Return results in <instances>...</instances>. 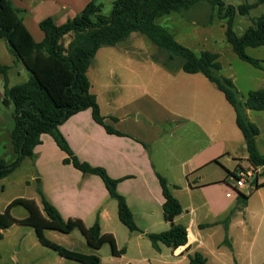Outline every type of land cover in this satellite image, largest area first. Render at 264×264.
Returning <instances> with one entry per match:
<instances>
[{
    "label": "crops",
    "instance_id": "0c3cea01",
    "mask_svg": "<svg viewBox=\"0 0 264 264\" xmlns=\"http://www.w3.org/2000/svg\"><path fill=\"white\" fill-rule=\"evenodd\" d=\"M10 1L20 11L17 15L22 20L21 37L30 35L34 42L40 43L45 36L40 29L42 21L52 18L57 25H63L94 0ZM13 59V63L7 65L11 67L8 71L9 84L10 74L20 77L24 73L20 66L26 69L23 62H16L14 56ZM167 69L171 74H180L175 72L176 68ZM185 78L196 80L197 84H173V89L179 91L181 97L173 98L172 95L167 100L153 98L142 92L141 97L134 101L103 104L99 95L92 92L97 96L105 123L124 136L109 134L95 122L90 109L72 116L59 127L81 161L104 168L113 179H123L117 190L125 197L143 233L131 232L121 223L118 204L110 197L103 181L98 176L83 174L71 164H65L66 153L48 134L42 135V143L35 148L34 158L25 159L40 166L42 185L27 199L35 200L43 211V195L64 220L80 219L87 227H92L99 219L102 233L112 234L118 249L126 250L119 257L111 252L112 258L117 260L107 264H189V255L195 252L205 256L206 264H264L262 249L254 253L259 239L264 241V237L261 238L262 228L258 227L250 238L244 221L236 220L234 207L240 205L239 199L225 183L227 171L235 166V159L239 160L234 169L235 174L241 169L254 171L248 161V153L239 158V151H244L246 145L236 124L235 110L215 95L213 100L205 98L203 86L208 89L207 83L198 74H188ZM229 78L236 86L234 79ZM188 90H196L197 93L191 96L187 94ZM173 100L180 102V106L173 105ZM254 112L247 110V115L260 128L257 145L264 155L260 146L263 137L261 116L254 115L264 111ZM240 161H246L247 164L242 166ZM260 171V168L257 169L258 173ZM157 173L167 179L172 195L183 208L174 222L187 228L188 243L175 250L161 244V250L156 251L145 236L171 228L170 222L165 219V198ZM263 182L264 178L257 181ZM1 187L3 192L5 188ZM250 189L251 196H259L264 212V187ZM229 195L232 197L229 198ZM250 199L247 205L240 207L248 208ZM15 210L13 208L12 214L18 220L29 216L27 211L28 215L16 217ZM24 228L25 232L22 230ZM1 232L4 235L1 241L7 239L8 233L13 237L10 248L16 264H49L50 257L55 264L70 262V259L43 245L36 229L31 226L15 224ZM59 233L45 230L44 235L54 243L57 241L58 245H65L63 247L68 250L96 255L103 264L100 254L103 247L100 250L91 248L79 230L65 234L67 237ZM221 233L224 237L220 238ZM69 238L72 239L70 243Z\"/></svg>",
    "mask_w": 264,
    "mask_h": 264
},
{
    "label": "trees",
    "instance_id": "16d2710c",
    "mask_svg": "<svg viewBox=\"0 0 264 264\" xmlns=\"http://www.w3.org/2000/svg\"><path fill=\"white\" fill-rule=\"evenodd\" d=\"M204 1L217 10L219 18L226 20V38L237 56L255 68L263 69L264 61L249 56L247 50L264 46V16L253 22L240 37L234 31V21L237 15H248L264 5V0L253 3L246 1L239 6L226 4L223 0H116L109 16L103 14L101 4L92 1L80 14L63 25H57L52 18L42 21L40 29L45 36L40 43L34 42L30 35L21 37L22 20L17 15L20 11L10 0H0V40L7 42L16 62H23L29 72L26 82L11 86L8 79L11 67L0 65V73L4 76L2 103L6 107H14L15 127L11 133V141L17 155L10 163L0 158V181L17 170L26 158L33 159L35 148L42 143V135L48 134L66 153L65 164L73 165L83 174L98 176L103 181L110 197L118 204L121 223L131 232L143 233L137 226L125 197L117 190L123 179H113L104 168L81 161L59 129L72 116L90 109L95 122L103 126L109 134L124 136L105 123L97 96L91 92L88 72L100 49L114 47L126 41L132 33H140L173 57L183 58L180 69L185 73L202 74L225 95L235 110L236 124L244 137L248 161L254 172L261 169V174L256 176L255 189L264 187V182L257 183L259 178H264V155L260 153L257 145V137L261 131L247 115V110L264 111V88L250 91L245 101H241L232 79L220 74L222 67L218 60L219 54L210 51L196 54L156 23L159 17L172 12L187 11ZM66 37H70L68 44L64 43ZM166 66L173 69L169 63ZM234 175L238 178L235 173ZM157 177L165 198V219L170 222L171 228L161 233H147L145 236L156 251L161 250V244L175 250L188 243L187 228L174 222L175 217L183 212V208L172 195L167 179L158 173ZM1 190L3 187L0 186ZM241 196L245 198L243 194ZM42 204L43 211L33 199L13 200L5 212L0 213V241L4 238L1 231L15 224L31 226L36 229L40 242L62 257L82 264H101L98 256L68 250L44 235L45 230L69 234L77 229L91 248L100 250L109 245L115 257L125 253V249H118L112 234L102 233L99 219L92 227H87L80 219L64 220L43 195ZM17 206L25 207L29 216L23 220L16 219L12 210ZM226 243H229L227 239ZM206 262L207 259L200 252L189 255V264Z\"/></svg>",
    "mask_w": 264,
    "mask_h": 264
},
{
    "label": "rangeland",
    "instance_id": "374dc122",
    "mask_svg": "<svg viewBox=\"0 0 264 264\" xmlns=\"http://www.w3.org/2000/svg\"><path fill=\"white\" fill-rule=\"evenodd\" d=\"M95 1V0H94ZM116 0H96L95 2L101 4L103 7V14L109 16L113 9V3ZM226 4L239 6L246 1L251 3L256 0H223ZM264 16V5L259 6L250 12V14L241 16L237 15L234 21V31L240 37L245 31L255 22L259 17ZM156 23L165 28L172 34L176 40L183 46L193 50L196 53L202 51H210L219 54V62L222 70L220 74L229 78H233L237 86L239 97L241 101L245 99L249 90H256L264 88V64L263 69H257L247 62L242 61L233 51L232 46L226 38V20L218 17L217 10L213 9L211 4L204 1L196 4L192 8L184 12H172L170 14L159 17ZM70 37L64 39V43L68 44ZM7 42L0 40V65H10L13 63V56L8 50ZM249 56L262 59L264 61V46L260 48H249L247 50ZM176 68L175 72L180 74H171L168 72L169 67ZM184 60L179 56L173 57L166 50L161 49L155 45L146 35L140 33H132L126 40L114 47H104L97 53L95 60L89 68L88 77L92 83L93 89L99 95L101 103L127 102L134 101L141 97L142 92L153 98H176L181 97L179 91L173 89V84L178 82H194L196 80H189L188 74L184 73L180 67ZM159 67V68H158ZM24 73L18 77L10 74V84L18 85L26 82L29 79V72L20 66ZM167 69V70H166ZM180 75H183L182 78ZM187 75V76H186ZM206 81V87L203 86L205 98L213 100V96L223 99V103L229 105L226 101L225 95L208 79L201 74ZM184 91V90H181ZM196 90H188V95H195ZM183 94V93H182ZM4 95V81L3 75L0 73V158L7 162H13L17 155L11 141V133L15 127L13 117L14 107H6L3 105ZM195 97V96H193ZM173 105L180 106V102L173 100ZM215 105V103H214ZM231 105V104H230ZM230 107V106H229ZM103 105V109H104ZM232 109V108H230ZM257 113V112H254ZM261 127L263 130V137L261 138V148L264 150V113H258ZM247 150L239 151V158L246 156ZM31 160H25L17 170L0 181V185L4 186V191L0 192V213L5 212L6 207L16 198H30L36 190L41 189V168L35 166ZM239 160H233L237 164ZM242 166L247 164L246 161H240ZM73 166V165H72ZM233 166L226 174V186L235 194L236 199H239L240 205H235L234 211L236 220H243L251 235L258 227L262 228L261 238L264 237V212L262 202L259 196L250 195V188L256 187V176L261 174L253 171V178L244 177V188L240 190L237 186V177L234 175ZM244 170V169H241ZM240 170V171H241ZM239 171V172H240ZM246 171V170H245ZM238 174V173H237ZM236 174V175H237ZM262 178H259L261 180ZM243 194V196H241ZM248 208H241L240 206L247 205ZM247 199V200H246ZM15 216L22 217L28 215L27 209L23 206L15 207ZM23 232L26 229H22ZM224 233V232H223ZM60 234V233H59ZM67 237L68 235L60 234ZM233 236H235L233 234ZM224 234H220V238ZM227 237V236H226ZM10 234L7 239L0 242V264H16L12 257L10 242ZM72 239H68L70 243ZM57 243V241H55ZM61 246V244H60ZM62 246H65L62 244ZM264 241L259 239L256 251L264 252ZM111 247L105 245L100 251L102 255L103 264L117 260L112 258ZM49 264H55L52 257L49 259ZM68 264H81L68 260ZM26 264V263H20Z\"/></svg>",
    "mask_w": 264,
    "mask_h": 264
},
{
    "label": "built area",
    "instance_id": "2783aa9c",
    "mask_svg": "<svg viewBox=\"0 0 264 264\" xmlns=\"http://www.w3.org/2000/svg\"><path fill=\"white\" fill-rule=\"evenodd\" d=\"M238 176V179H237V188H243L245 187V184L247 182H245V179H243L244 177H250V178H253V172L252 171H249V170H241L240 172H238L237 174ZM232 195H229V198H231Z\"/></svg>",
    "mask_w": 264,
    "mask_h": 264
},
{
    "label": "water",
    "instance_id": "95a60500",
    "mask_svg": "<svg viewBox=\"0 0 264 264\" xmlns=\"http://www.w3.org/2000/svg\"><path fill=\"white\" fill-rule=\"evenodd\" d=\"M250 190H252V189H250Z\"/></svg>",
    "mask_w": 264,
    "mask_h": 264
}]
</instances>
